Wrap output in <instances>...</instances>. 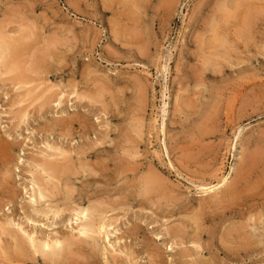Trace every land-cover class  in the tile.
Segmentation results:
<instances>
[{"label": "rangeland", "instance_id": "obj_1", "mask_svg": "<svg viewBox=\"0 0 264 264\" xmlns=\"http://www.w3.org/2000/svg\"><path fill=\"white\" fill-rule=\"evenodd\" d=\"M241 1L0 0V264H264V0ZM237 180L256 200L235 214ZM232 229L259 242L232 254ZM56 241L52 263L17 249Z\"/></svg>", "mask_w": 264, "mask_h": 264}, {"label": "bare ground", "instance_id": "obj_2", "mask_svg": "<svg viewBox=\"0 0 264 264\" xmlns=\"http://www.w3.org/2000/svg\"><path fill=\"white\" fill-rule=\"evenodd\" d=\"M249 1V0H248ZM234 2V1H233ZM240 2H242L241 0H240ZM237 3V2H236ZM232 6H235V4L233 5V3H230ZM243 3H241V5H242ZM228 5V4H227ZM241 5L240 6H238V7H241ZM235 8H236V6H235ZM253 8H251L250 10H252ZM229 11H232V10H230V9H228ZM241 10V9H240ZM245 10H247V9H245ZM238 12V11H237ZM248 13H249V11H247ZM250 12H252V11H250ZM258 11H256L255 12V10H254V12H252V13H250V14H248V15H246V16H249L247 19H244V21L243 20H241L242 21V25L240 26V28H237L236 29V31L235 30H233L234 32H235V41H236V39H238L239 41H245V42H243V44H245L246 42V44L247 45H249V44H251L252 42H255V38L256 37H251L252 36V34H251V32L252 31H254L255 29H256V27H258V25H259V21H260V18H259V15H257L256 13H257ZM261 12H263V10L261 11ZM261 12H259V13H261ZM263 14V13H262ZM236 14H235V12H226L225 13V15L223 16V18H224V20H223V22L221 23V27L223 28H225V30H228V27H229V25L230 24H232V19H234V17L235 18H237L236 16H235ZM243 15V14H242ZM261 15V14H260ZM243 17V16H242ZM261 17H263V16H261ZM238 19V18H237ZM231 20V21H230ZM239 20V19H238ZM238 20H236V23L238 22ZM235 21V19L233 20V22ZM235 22L233 23V24H236ZM233 24L231 25V26H233ZM218 26H219V24H217ZM223 25V26H222ZM237 26V25H236ZM232 29H233V27H232ZM218 32L216 33V42H215V44H217V45H214V52L216 53V58L218 59V57L217 56H219L220 57V62L223 64L226 60L228 61V59L230 58H228V56H229V53L231 52V50H230V48H229V46L230 47H232L233 48V45H230V42H229V40H228V37H226V36H224L223 34H222V31H224L223 29H220V27H218ZM231 30V29H230ZM215 32V31H214ZM255 32V31H254ZM254 32H252V33H254ZM229 33H230V31H229ZM232 33V32H231ZM230 33V34H231ZM222 34V35H221ZM249 34H250V36H249ZM255 34V33H254ZM231 36V35H230ZM255 36V35H254ZM230 39V38H229ZM231 40V39H230ZM4 41V40H3ZM5 43V42H4ZM3 43V44H4ZM240 43V42H239ZM236 44H237V42H236ZM234 45H235V43H234ZM2 46V45H1ZM236 46H238V45H236ZM235 46V47H236ZM6 47H7V45H6ZM239 47V46H238ZM2 48H4V49H6L5 47H2ZM1 49V48H0ZM235 49V48H234ZM236 49H237V47H236ZM1 50H3V49H1ZM233 50V49H232ZM238 50V52H239V49H237ZM207 52V51H206ZM2 53V52H1ZM212 53V55L214 56L215 54L213 53V52H211ZM234 54H235V52H233ZM12 53H10L9 55H10V57L12 56L11 55ZM231 54H232V52H231ZM237 57H238V55H236ZM3 57V56H2ZM13 58H14V56H12ZM203 57V56H202ZM204 58V62L202 63L203 64V68L202 69H204L203 71H205V70H208L209 69V66L210 65H213L212 63H213V61H214V59L216 60V58H214L213 57V59L211 58V57H203ZM1 59V58H0ZM219 61H217L216 60V62H217V64H220V62ZM226 61V62H227ZM224 65V64H223ZM16 66L17 65H15V69L17 70V68H16ZM217 65H213L212 66V68L213 67H216ZM17 67H19V66H17ZM211 68V67H210ZM219 68V67H218ZM210 70V69H209ZM18 72H20V70L18 71ZM17 72V73H18ZM10 74V73H9ZM18 74H20V73H18ZM19 76H21V75H19ZM100 92V91H99ZM102 93H104V92H102ZM219 93V92H218ZM220 94V93H219ZM217 97V96H216ZM218 98V97H217ZM219 99V98H218ZM141 100H143V99H141ZM219 101H221V100H219ZM211 106H213V105H211ZM139 109H140V107H139ZM217 109H219V108H217ZM220 111V110H219ZM219 113V112H218ZM212 115L210 114L209 115V117H211ZM213 116H215V117H213V118H217V115L216 114H213ZM206 118V117H205ZM209 120V119H208ZM207 120V121H208ZM211 120V119H210ZM210 120H209V122H210ZM203 129V128H202ZM205 132H206V128H204L203 129ZM202 130V131H203ZM259 151V150H258ZM257 152V151H256ZM253 153L252 155H251V161H250V163L248 164L247 162V164H244L241 168H240V170H239V176H240V178L242 179V181H243V177H246L247 175H249V173H251V170H250V172H249V169L250 168H257L258 167V163H260V159H261V157H262V155L260 154L261 152H259V154H257V153ZM243 162V161H242ZM47 165L48 164H45L44 163V166H43V168H45V170H47V172H49L50 171V175H54V174H60V173H63L62 172V169H58L57 168V166L55 165V164H53V163H50V165H48V167H47ZM42 168V169H43ZM75 170V169H74ZM64 171V170H63ZM156 173V172H155ZM253 173V172H252ZM48 174V173H47ZM49 175V176H50ZM51 178V177H50ZM245 180L246 179H244V181L243 182H245ZM144 181V180H143ZM240 181L241 180H237L236 181V183H235V185H233L232 187H230V188H226L227 190H224V192H223V197H224V201H225V203H229V206L231 207L232 205H230V204H235V203H237V202H240V200H241V203H238V205H237V208H234V209H231L233 212L235 211H239V210H237L238 208H241V207H246L247 209H251L254 205H253V202L256 200L255 198V195H252V194H246L247 192H248V189H247V186L245 185V187L243 186V187H241L242 185H241V183H240ZM241 181V182H242ZM238 182V183H237ZM242 182V183H243ZM143 183V182H142ZM240 183V184H239ZM163 184V183H162ZM162 184H161V180L159 179V177L157 176V175H150V176H148V178L146 179V184L145 185H143V186H145V188H146V190H147V192H148V194L150 193V194H156V196H157V194L158 195H161V192L163 191L164 192V188H163V186H162ZM241 185V186H240ZM249 185V184H248ZM165 187V186H164ZM144 191V190H143ZM147 194V195H148ZM39 196H40V194H39ZM158 197V196H157ZM163 200V199H162ZM221 200V199H220ZM171 201V200H170ZM215 201V200H214ZM250 202H252L251 203V205H249V203ZM214 203V202H213ZM204 206V205H203ZM227 206V205H226ZM94 210H95V208H94ZM99 210V209H98ZM97 211V210H96ZM250 211V210H249ZM248 211V212H249ZM95 212V211H94ZM234 212V213H235ZM241 212V211H240ZM251 212V211H250ZM252 213V212H251ZM236 214V213H235ZM248 214V213H247ZM246 215V214H245ZM244 215V216H245ZM252 215V214H251ZM204 216V215H203ZM241 217H243V216H241ZM250 217H252V216H250ZM101 219V218H100ZM251 219V218H250ZM192 220V219H191ZM253 220V219H252ZM251 220V221H252ZM256 220H258V219H256ZM97 221V220H96ZM254 221H255V218H254ZM93 222H94V220H93ZM257 221H255L254 223H256ZM91 223V222H90ZM92 224V223H91ZM91 224H89L90 225V227H91ZM196 224H197V222H196ZM244 224V223H243ZM246 224V223H245ZM96 225V224H95ZM102 225V224H101ZM102 226H104V225H102ZM196 226V225H195ZM95 227V226H94ZM247 226L245 225V228H246ZM97 228V227H96ZM182 228H183V226H182ZM236 228H238L237 226H236ZM4 229V228H3ZM87 229V228H86ZM89 229V228H88ZM93 230H94V228H92ZM100 229H103V227L102 228H100ZM240 229H241V227H240ZM137 230H138V228H137ZM202 230H203V228H202ZM233 230V229H232ZM231 230V231H232ZM250 230V229H249ZM82 231V230H81ZM80 231V232H81ZM87 231H91V230H87ZM7 232V231H6ZM93 232V231H92ZM101 232V231H100ZM173 232V231H172ZM230 232V231H229ZM5 233V232H4ZM96 233H97V231H96ZM93 234H94V232H93ZM173 235H174V237L175 236H177V237H179L181 240H182V238L181 237H185V235H186V232L184 231V230H182V229H180V230H178V231H174L173 232ZM228 237H227V240H229L230 238L234 241V245L235 246H226V244L223 242V245H224V248H226L230 253L232 252V254L233 253H238L239 254V252L240 251H243V252H246L247 250H252V247H253V245H255V239L257 238V237H255L254 236V238H252V236H251V234L249 233H247L246 231H244V230H238V229H235V230H233V232H231L230 234H228L227 235ZM178 238V239H179ZM196 238V237H195ZM195 238H193V239H195ZM200 238H201V235H200ZM199 238V239H200ZM179 239V240H180ZM95 240V239H94ZM180 240V241H181ZM196 241L195 242H197L198 243V239L196 238L195 239ZM257 240V239H256ZM79 241V240H78ZM77 241V242H78ZM258 241V240H257ZM72 242H74V241H72ZM71 241H70V243H72ZM76 242V243H77ZM82 242H84L83 240L81 241H79L78 243H81V245L83 244ZM192 242H193V240H192ZM225 242H227V241H225ZM259 242V241H258ZM52 243V242H51ZM76 243H73L72 245H70V244H68V246H69V248H71L70 246H72L73 247V245H75ZM230 243V242H229ZM61 244V242H59V241H56V242H54L53 243V245H49L48 243H40V244H35V243H33V242H31L30 243V247L28 248L27 246H25V244L24 243H22V244H20L19 242L17 243V249L20 251V256L21 257H23V258H25L26 256H27V254H33V256H36V255H40V256H42V257H45L46 259H48L51 263L52 262H54V260L56 259V258H58L59 259V257H61L62 259H64V251H61L62 249L61 248H59V245ZM87 244V243H86ZM62 245V244H61ZM81 245H79V247L81 246ZM85 245V244H84ZM84 245H82V246H84ZM193 245H195L196 247H198L199 248V246L197 245V244H193ZM3 246V245H2ZM2 246H0V247H2ZM78 246V245H77ZM81 246V247H82ZM65 247H67V245L65 246ZM65 247L63 248V249H65ZM69 248L67 247L66 248V250H68V252H69ZM254 249V248H253ZM17 250V251H18ZM29 250H32L33 252H31L30 253V251ZM65 250V251H66ZM18 251V252H19ZM73 250L71 249L70 250V252H72ZM68 252H65V253H68ZM81 253V252H80ZM184 255V254H183ZM57 256V257H56ZM67 256V255H66ZM65 256V257H66ZM72 256V255H71ZM154 256V255H153ZM185 256V255H184ZM20 257V258H21ZM28 257H30L29 255H28ZM27 257V258H28ZM56 257V258H55ZM31 258V257H30ZM36 258V257H35ZM73 258V257H72ZM156 258H158V256H156V257H154V259H156ZM58 259H56V260H58ZM62 259H61V261H62ZM23 260V259H22ZM60 260V259H59ZM64 261V260H63ZM62 261V262H63ZM24 262V261H23ZM60 262V261H59ZM71 262V261H70ZM76 263V262H75ZM53 264V263H52ZM56 264V263H55ZM63 264H65L64 262H63ZM67 264V263H66Z\"/></svg>", "mask_w": 264, "mask_h": 264}]
</instances>
